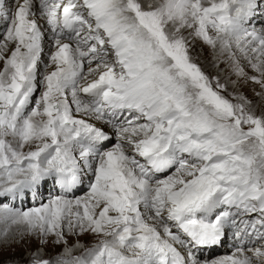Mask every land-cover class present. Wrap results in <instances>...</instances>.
Instances as JSON below:
<instances>
[{
	"label": "snow or ice",
	"instance_id": "snow-or-ice-1",
	"mask_svg": "<svg viewBox=\"0 0 264 264\" xmlns=\"http://www.w3.org/2000/svg\"><path fill=\"white\" fill-rule=\"evenodd\" d=\"M41 18L54 70L34 99ZM0 28V198L60 190L0 204V221L64 246L30 264H264V113L239 93L251 81L264 100V0H0ZM189 37L225 57L223 81ZM85 233L102 238L73 255ZM229 238L232 255L198 258Z\"/></svg>",
	"mask_w": 264,
	"mask_h": 264
},
{
	"label": "rangeland",
	"instance_id": "rangeland-1",
	"mask_svg": "<svg viewBox=\"0 0 264 264\" xmlns=\"http://www.w3.org/2000/svg\"><path fill=\"white\" fill-rule=\"evenodd\" d=\"M249 25L247 26L249 27L252 26L251 24ZM255 26L257 28L261 26L259 17H257L256 19ZM2 30L3 29L0 28V31ZM185 35H187V33H185ZM0 39H2V36H0ZM202 45H204L202 40L198 38L189 37V52L193 62L197 63L202 68V70L209 75L219 74L223 81L224 77L227 76V74L230 71L225 57L221 56L219 61H216L214 59L213 51L210 56H203L201 54ZM42 49L43 51L41 53V58L45 59V63L39 62L37 66V91L34 94V99L38 98L40 93L44 90L43 77L44 75L47 74V72L51 71V67L54 66L50 61V54L53 51H55L54 42L52 40V33L51 34H48V32L45 33V36L42 40ZM210 61L214 62V66L211 65L208 67V64L209 65L211 64ZM94 66L95 65H93V67ZM2 67H3V62L0 61V70H2ZM84 71L87 72V65H85ZM245 71L249 75L253 74L250 68L246 67ZM89 77L91 78V76ZM231 78L236 79L235 76H232ZM82 81L83 80H81L80 82ZM242 84L243 86L239 89V93L241 95L246 96L252 102L251 105H249V110L258 116L264 113V100H262L260 96L256 95L257 93L261 92L260 85L254 84L251 81H242ZM231 91L232 89L229 88V92ZM225 95H227V93H225ZM233 102H237V101L234 100ZM74 114L77 115L78 117H81L79 116V114H76L75 112ZM89 121H92V123L94 122L95 124L98 125V123H96L95 120L90 119ZM102 127H104V129L107 130L106 132L112 134V130L110 127H107L105 125H103ZM114 142H116V140L115 137L113 136V140L111 141L110 144L106 145V147L112 146L113 144H115ZM24 150L28 151L29 148L26 146ZM33 150H34V146H33ZM91 179H93L91 174L85 176L84 183L78 186L74 190L72 197L83 196L88 190L87 186ZM58 187H59L58 185L53 187L51 182H49L45 184L43 188L40 189V193L36 195L35 200H33L31 194H26L24 196L18 195L15 199L12 200H10L9 197L6 200L0 198V204L10 203L13 206L21 209H27L29 207H38L41 202H47V200L50 197L54 196V191L58 190ZM56 195L58 194L56 193ZM12 225L13 224H11L10 222L5 223L3 221H0V264H2L3 261H7V260L17 261L19 262V264H30V261L34 255L37 256V258L39 259H49V258H55L63 251V247H64L63 245L56 246L53 245V243L51 242H49L46 245H41L39 243V239L37 238V236L35 237L34 241H31L28 238L29 233L26 230L27 228L26 225L21 224L20 226H15V227H12ZM5 229L8 230L7 237H5L4 235ZM73 238L74 240H72V242L69 241V245L70 243H72L73 245L74 243L77 242L78 238L75 236H73ZM101 238L102 237H97L94 235L92 237L91 242H87L81 239H78V241L81 245H83V247L86 246L85 248H88L91 247L92 245H95L94 243L96 241H99V239ZM6 241L10 242V246L6 245ZM239 243L240 242L238 240L229 238L228 240H225V242L218 247H214L211 249H207V248L201 249L198 253V258L202 260L203 259L211 260L222 256L232 255L235 252L236 247L239 246ZM254 246H257L255 242L252 244H247L248 248H252ZM83 252L84 250L82 251V253L77 255H81L83 254ZM209 252L212 253L209 254Z\"/></svg>",
	"mask_w": 264,
	"mask_h": 264
},
{
	"label": "bare ground",
	"instance_id": "bare-ground-1",
	"mask_svg": "<svg viewBox=\"0 0 264 264\" xmlns=\"http://www.w3.org/2000/svg\"><path fill=\"white\" fill-rule=\"evenodd\" d=\"M39 23H40V26H41V30L44 32V33H47L48 32V34H51V31H50V29H49V27L47 26V24L45 23V21H44V19L43 18H41L39 21H38ZM250 26V25H249ZM248 26V27H249ZM201 45V44H200ZM212 49L208 46V45H206V44H204V45H202V47H201V54L203 55V56H210L211 54H212ZM40 62L41 63H45V59H42L41 57H40ZM40 63V64H41ZM210 65L208 64V67L209 66H214V62L213 61H210ZM40 69H41V67H40ZM51 70H54V66H52L51 67ZM91 79H93V77H88V80L90 81ZM85 81H82V82H80V83H84ZM73 108H74V106H73ZM79 116H80V114H79ZM78 118H84V117H78ZM89 122H91L92 123V121H89ZM96 123H98V125L97 126H99V127H102L104 124H103V122H98V121H95ZM94 123V122H93ZM101 124H103V125H101ZM105 126H107V125H105ZM107 127H109V126H107ZM104 128V127H103ZM105 131H107L106 129H104ZM115 143V142H114ZM114 145V144H113ZM112 145V146H113ZM109 147H111V146H109ZM75 190V189H74ZM56 193L59 195L60 194V190H59V187H58V190H55L54 191V196L56 195ZM73 193H74V191H73ZM72 193V194H73ZM9 199L10 200H12L13 198L11 197V196H9ZM21 224H16V225H12V227H15V226H20ZM94 235L92 234V233H85V234H82L78 239H81V240H84V241H87V242H91L92 241V237H93ZM35 235H32V234H29V236H28V238L31 240V241H34L35 240ZM72 240H74V238H73V236L72 237H70V239H69V241L70 242H72ZM98 241H96L94 244H96ZM256 245L258 246L259 244L258 243H256ZM72 246V243H70V245H69V247H71ZM93 246V245H92ZM91 246V247H92ZM86 247V246H85ZM85 247H80V248H76V249H74V251H73V255H77V254H80V253H82V251L85 249ZM199 253V252H198ZM212 252H209V254H211Z\"/></svg>",
	"mask_w": 264,
	"mask_h": 264
}]
</instances>
